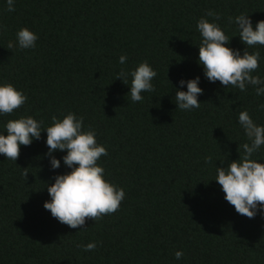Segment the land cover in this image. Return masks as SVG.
<instances>
[{
    "label": "trees",
    "instance_id": "trees-1",
    "mask_svg": "<svg viewBox=\"0 0 264 264\" xmlns=\"http://www.w3.org/2000/svg\"><path fill=\"white\" fill-rule=\"evenodd\" d=\"M208 10L220 14L227 46L242 53L246 45L229 18L264 20V0H15L13 12L0 0V82L28 97L0 116V132L22 115L46 128L52 116L74 112L106 146L98 163L126 193L116 213L86 218V231L73 229L43 206L46 184L70 171L66 152L54 154L61 168L53 171L45 132L21 147L16 162L0 155V264H264V215L238 214L213 181L216 166L243 155L239 113L264 125V97L252 86L240 92L204 77L196 24ZM24 27L38 35L36 47L8 48ZM257 49L253 75L264 77V47L249 51ZM143 61L157 72L155 91L132 103L131 78L125 85L116 75ZM197 76L200 107L179 110L175 88ZM255 155L264 162V146ZM90 242L97 248L85 252L81 246ZM176 251L184 253L180 260Z\"/></svg>",
    "mask_w": 264,
    "mask_h": 264
},
{
    "label": "clouds",
    "instance_id": "clouds-1",
    "mask_svg": "<svg viewBox=\"0 0 264 264\" xmlns=\"http://www.w3.org/2000/svg\"><path fill=\"white\" fill-rule=\"evenodd\" d=\"M7 11H15V0H6ZM212 18V21L208 19ZM220 14L208 10L196 24L200 34L198 46V64L202 67L204 77L210 83L220 82L228 88H238L246 92L252 86L257 97H264V77L253 75L259 68L261 59L259 50L249 51L259 45L264 47V20L253 23L251 17L241 13L229 18V23L236 26L238 37L246 45V49H234L230 45L228 36L217 23ZM5 26L0 24V33ZM39 37L29 28H20L15 39L9 41L8 48L22 50L34 49ZM127 56L121 55L119 63L126 64ZM157 72L147 62L139 63L131 71L121 69L116 80L128 85L131 78L130 91L127 98L132 103L142 102V93L154 92L153 79ZM199 76L194 79L179 81V88H175L174 103L179 110L192 111L200 107L199 97L203 95ZM186 87V91L184 89ZM28 100L27 95L15 85L0 82V116L13 114ZM259 111H264V103L258 105ZM238 124L243 130L247 142L239 145L243 155L236 161L227 163L223 167H215V178L224 199L235 211L248 218L264 215V162L255 154L264 146V125L256 123L247 110L241 111ZM4 132H0V155L8 160L17 161L22 146H30L34 141L40 140L42 133L47 134L46 155L50 158L53 171L61 168V159L54 155L57 151L66 152L62 157L63 165L70 169L66 174L53 177L46 187L50 200L44 203V208L58 222L70 228H81L86 224V218L95 221L105 214H113L120 208L125 199L124 188L114 184L107 178L106 170L98 163L102 156H107L106 146L97 142V133L89 126L85 129L83 117L74 112H68L63 118L52 116L51 125L42 128V121L31 115H22L18 119L8 120L4 124ZM211 163V157L206 158ZM222 162L221 164H224ZM27 177L28 173L25 171ZM85 252L94 251L97 242H90L81 246ZM183 251H176L175 258L180 260Z\"/></svg>",
    "mask_w": 264,
    "mask_h": 264
}]
</instances>
